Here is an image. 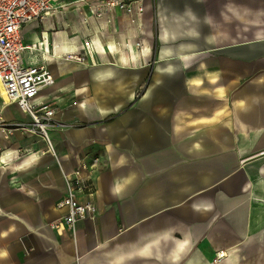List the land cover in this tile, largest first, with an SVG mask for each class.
<instances>
[{"label": "crops", "instance_id": "obj_1", "mask_svg": "<svg viewBox=\"0 0 264 264\" xmlns=\"http://www.w3.org/2000/svg\"><path fill=\"white\" fill-rule=\"evenodd\" d=\"M143 3L135 23L119 7L98 19L99 0H59L39 33V21L24 28L25 46L48 34L47 57L24 55L54 74L39 100L65 127L50 133L58 164L36 135L3 134L31 118L0 100L8 261L264 264V0ZM103 155L109 167L92 175L100 215L61 237L50 224L63 174Z\"/></svg>", "mask_w": 264, "mask_h": 264}, {"label": "built area", "instance_id": "obj_2", "mask_svg": "<svg viewBox=\"0 0 264 264\" xmlns=\"http://www.w3.org/2000/svg\"><path fill=\"white\" fill-rule=\"evenodd\" d=\"M59 0H0V88L7 95L8 103L31 118V127L15 123L2 127L7 135L13 131H26L39 137L46 146L44 154L56 156L57 150L51 138L55 124V108L39 100L44 89L52 87L55 78L44 63H29L25 60L28 47L24 44L22 32L31 22L42 21L55 10ZM144 0H99L100 9L93 11L98 19L114 7L121 8L133 22L138 23L144 14ZM79 55V63L84 58ZM72 58V55L69 56ZM3 124L0 120V125ZM4 154L3 152L1 155ZM97 157L81 161L70 173L63 174L65 192L55 209L61 216L50 224V229L63 236L76 234L78 223L94 221L100 215L92 201L94 183L92 175L99 169Z\"/></svg>", "mask_w": 264, "mask_h": 264}, {"label": "bare ground", "instance_id": "obj_3", "mask_svg": "<svg viewBox=\"0 0 264 264\" xmlns=\"http://www.w3.org/2000/svg\"><path fill=\"white\" fill-rule=\"evenodd\" d=\"M44 37H46L47 38V40H45V41H47V43H48V40H49V38H48V34L47 33H45L44 34ZM41 38V37H40ZM45 41H41L39 44H37L35 47H32V46H27L28 47V50H29V54L31 55L32 54V51H37V52H39L41 55H43L44 57H47L49 54H47L48 52H49V48H48V46L47 45H45ZM93 43H97V40L95 39V38H93L92 39V42L91 41H89L88 42V44H86V48H87V51H88V47L91 49L92 47H93ZM53 44H54V42H53ZM97 45H98V43H97ZM56 49V48H55ZM59 49V48H58ZM55 54H60V52H58V50L56 49L55 50ZM70 55H72V58H69V56ZM79 55H77V54H75V53H71V54H68L67 56H66V60H70V61H76V62H79ZM61 59V58H60ZM50 60V59H49ZM38 62V61H37ZM45 64V63H44ZM46 65V64H45ZM54 83H55V81H54ZM53 83V84H54ZM0 100H1V102H3V103H7V104H9L8 103V99H7V95H6V93L4 92V90L2 89V88H0ZM51 104V103H50ZM0 163H1V159H0ZM201 202V201H200ZM206 209V208H205ZM235 254H237V253H235ZM207 256V255H206ZM209 256V255H208ZM217 260H216V262H219V261H221V260H224L227 256H226V254H225V252H218L217 253ZM133 257V256H132ZM147 258V257H146ZM150 258V257H149ZM196 262V259L193 261V263H195ZM189 263V262H188ZM215 264V260L213 261V262H209L208 264ZM227 263V262H226ZM241 263V262H240ZM122 264V263H121ZM205 264H207V263H205ZM217 264V263H216ZM230 264V263H229Z\"/></svg>", "mask_w": 264, "mask_h": 264}, {"label": "rangeland", "instance_id": "obj_4", "mask_svg": "<svg viewBox=\"0 0 264 264\" xmlns=\"http://www.w3.org/2000/svg\"><path fill=\"white\" fill-rule=\"evenodd\" d=\"M36 22V21H35ZM42 30V23H40V21H39V28L36 30L38 33L40 32ZM143 90H144V88L142 87V88H140V89H138L137 91H136V95L137 96H139L142 92H143ZM55 111H56V113H58V110H57V108H55ZM31 123H32V121L31 122H29V123H23V124H25L26 125V127H31ZM65 124L64 123H62V122H56L55 121V124H54V128H56V127H58V126H63V127H65L64 126ZM14 132V131H13ZM12 132V133H13ZM4 134V133H3ZM7 135H10V134H7ZM43 152V151H42ZM28 155V153L27 152H24V151H21V152H19L18 154H17V158L18 159H20V158H23V157H25V156H27ZM45 155H49V156H52V155H50V154H45ZM42 156V155H41ZM44 157V156H43ZM53 157V156H52ZM53 159L54 160H56L57 162H58V164H59V159H58V151H57V153H56V156L55 157H53ZM101 166H100V170H101V167L102 168H105V169H107L108 167H109V164H108V157H107V155H103V157H102V161H101ZM60 201V200H59ZM58 201V202H59ZM57 204V203H56ZM56 206V205H55ZM65 235H67V234H64L63 236H65ZM69 235V234H68ZM63 236H61V237H63ZM71 236V235H70ZM72 237V236H71ZM0 264H24L23 262H21V260L19 261V259H18V262L19 263H17V262H15L14 260L15 259H13V260H9L8 261V259H7V256L5 255V253L4 252H2V251H0ZM3 256V257H2ZM217 260V259H216Z\"/></svg>", "mask_w": 264, "mask_h": 264}]
</instances>
